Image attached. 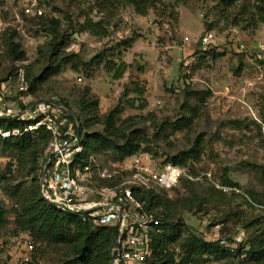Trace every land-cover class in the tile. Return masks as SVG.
Listing matches in <instances>:
<instances>
[{
    "label": "rangeland",
    "instance_id": "rangeland-1",
    "mask_svg": "<svg viewBox=\"0 0 264 264\" xmlns=\"http://www.w3.org/2000/svg\"><path fill=\"white\" fill-rule=\"evenodd\" d=\"M96 2L0 0V77L5 80L0 84V111L7 117L22 115L27 93L37 103L59 99L79 115L83 133L90 136L105 132L103 118L118 107L117 125L125 136L145 140L139 153L150 155L153 170L174 163L173 156L181 151L196 153L187 165L174 164L198 179L183 175L172 188L157 190L176 202L166 222L184 224L171 248L180 252L188 228L206 240L221 239L230 248L239 243L249 248L255 234L236 216L251 212L241 196L228 204L208 199L195 206L188 203L192 190L202 195L225 176L238 184V193H255L264 203V0H162L146 15L137 13L130 0H115L104 11ZM87 18H104L108 34L93 35L84 27ZM207 31L214 33V42L204 46L201 37ZM212 50L223 55L215 58ZM61 58L69 61L53 71ZM21 88H27L25 95H20ZM87 89L88 98L99 103L82 109ZM112 138L118 144L125 140ZM43 150L44 144L21 166L16 151L0 141V207L6 211L0 220V264L71 260L67 247L35 241L15 223L16 186L37 184ZM139 153L122 160L112 147L93 153V178L100 182V172L116 171L110 179L118 181ZM34 157L37 162H30ZM255 212L264 216V210ZM237 260L205 257L198 264Z\"/></svg>",
    "mask_w": 264,
    "mask_h": 264
},
{
    "label": "trees",
    "instance_id": "trees-1",
    "mask_svg": "<svg viewBox=\"0 0 264 264\" xmlns=\"http://www.w3.org/2000/svg\"><path fill=\"white\" fill-rule=\"evenodd\" d=\"M97 8L100 11L108 9L115 0H96ZM134 5L137 13L146 15L149 8H156L162 0H130ZM176 2H187L188 0H175ZM264 21V17L261 18ZM212 25H210L211 27ZM84 27L93 35L106 36L108 34L107 26L104 18L94 21L87 18L84 22ZM20 47V44H17ZM215 58L223 55V53L212 50ZM20 58H24L25 54L20 51ZM69 60L65 58L59 59L55 64L53 71H58ZM242 64H239L236 72L239 73ZM29 80V72L24 75ZM5 80L0 77V84ZM33 83V80H30ZM2 86L0 94H2ZM27 88L19 90L20 95H25ZM89 90L87 89L81 100V108L89 109L91 106L97 107L98 100L91 101L88 98ZM28 94V93H27ZM54 103L62 104L69 111L68 106L60 102L59 99H54ZM24 109L28 104L21 103ZM72 112V111H70ZM74 113V112H72ZM121 113L118 107L113 108L103 118L102 122L105 125V132L93 133L90 136L84 134V125L80 121L79 115L75 114L79 121L81 132V143L83 151L77 155L76 162L85 168L90 165V156L94 153H100L109 148H113L119 159H124L129 156L138 154L142 150L145 140L135 134L130 136L122 134V129L117 125L116 117ZM67 115V114H66ZM3 118L0 117V129L10 131L19 129L20 134L4 137L0 134V141L5 149L16 151L19 157V164L26 165L28 163L26 157L31 152L39 151V148L44 144V162L40 168L37 184L33 187L17 185L16 192L18 196V210L16 211V225L18 231H27L35 241L46 242L53 245H62L69 249L71 260L67 264H112L114 257L113 248L116 244L118 227H98L93 229V220L89 217H82L78 213L62 212L54 205L49 204L41 195L40 192V177L48 156L46 154V146L50 139V131L42 126L35 131H25L26 127L34 123L36 120L30 116H21L14 118L12 115ZM69 117V115H67ZM91 119L86 120V125ZM112 137L125 138L121 144L116 143ZM196 156L194 150H184L173 156V162L179 165H187L189 159ZM26 159V162H25ZM37 162V158L30 162ZM12 171V170H11ZM126 174V172H123ZM118 181L112 179H102L100 184L114 185ZM224 184L237 186L238 184L230 180L228 177L223 178ZM222 182V183H223ZM134 197L143 203L147 211L161 212L164 215V221L160 224H155L149 228L151 237V247L153 257L151 264H198L205 259L211 257L215 260L236 258V262L232 264H264V216L256 213V204H264L255 193H250L245 196L240 193H226L221 189L216 188L213 184L202 194L198 195L196 190L191 191V200L188 203L195 206L202 201H209L220 204H228L230 199L236 196H241L244 202L249 207L251 212H237V218L248 232L255 234V238L247 245L239 243L236 248H230L224 245L223 240H206L200 235L195 234L188 228V233L181 238L179 242L180 252L172 249V242L180 237L183 222H166L171 209L176 206L174 200L164 197L155 189H142L141 187L132 186ZM259 209V208H258ZM262 212V211H261ZM6 216V211L0 207V220L3 221Z\"/></svg>",
    "mask_w": 264,
    "mask_h": 264
},
{
    "label": "built area",
    "instance_id": "built-area-1",
    "mask_svg": "<svg viewBox=\"0 0 264 264\" xmlns=\"http://www.w3.org/2000/svg\"><path fill=\"white\" fill-rule=\"evenodd\" d=\"M201 41L204 46L212 44L214 33L205 32ZM29 95L23 97L24 103L28 104L27 108L17 117L30 116L36 121L29 124L25 131H35L44 126L51 133L46 146L48 166L43 169L40 177L43 198L62 212L89 217L93 220V229L116 225L118 235L113 248L112 264H151L153 250L149 228L165 219L161 212L147 211L143 203L134 197L132 186L142 189H169L183 175L191 179L198 177L194 178L184 168L171 162L163 169L153 170L148 165L151 157L145 152L136 156L130 172L124 170L126 174H122L119 182L114 185L100 184L98 179L93 178L89 166L82 168L76 162L77 155L83 151L76 116L54 102H33ZM0 117L6 118L7 114L0 111ZM20 133L17 128L5 132L0 129V134L4 137ZM114 175L116 176V171L100 172V179H109ZM212 184L226 193L240 191L236 186L222 182L213 181ZM256 206L264 210V204ZM32 247L33 242H27L26 248L30 250Z\"/></svg>",
    "mask_w": 264,
    "mask_h": 264
},
{
    "label": "water",
    "instance_id": "water-1",
    "mask_svg": "<svg viewBox=\"0 0 264 264\" xmlns=\"http://www.w3.org/2000/svg\"><path fill=\"white\" fill-rule=\"evenodd\" d=\"M18 116V115H17ZM17 116H14V118H16ZM48 166V163L45 165V168H44V170L46 169V167Z\"/></svg>",
    "mask_w": 264,
    "mask_h": 264
}]
</instances>
